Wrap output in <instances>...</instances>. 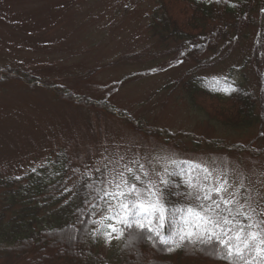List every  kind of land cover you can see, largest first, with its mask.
Listing matches in <instances>:
<instances>
[{
  "label": "rangeland",
  "instance_id": "1",
  "mask_svg": "<svg viewBox=\"0 0 264 264\" xmlns=\"http://www.w3.org/2000/svg\"><path fill=\"white\" fill-rule=\"evenodd\" d=\"M153 8L151 0H0V180L63 154L74 182L99 177L102 194L115 193L123 172L143 191L149 181L160 188L171 161H184L206 169L213 187L227 180L226 198L264 212L259 25L194 55L151 30ZM190 74L239 83L255 99V122L230 128L209 120L204 109L213 101L184 93ZM148 129L175 138L143 134ZM110 196L99 218L114 223L119 204Z\"/></svg>",
  "mask_w": 264,
  "mask_h": 264
},
{
  "label": "trees",
  "instance_id": "2",
  "mask_svg": "<svg viewBox=\"0 0 264 264\" xmlns=\"http://www.w3.org/2000/svg\"><path fill=\"white\" fill-rule=\"evenodd\" d=\"M151 1V30L159 36L190 43L194 55L213 50L219 40H228L233 32L238 34L247 26L258 24L259 51L255 62L264 90V17L258 22L254 18V13H262L264 0ZM194 55L192 58H197ZM1 73L10 75L8 69ZM183 90L192 102L197 96L213 101L208 102L211 112L204 109L211 121L230 128H245L255 122V99L229 78H191L185 81ZM102 106L106 113L117 116L116 110ZM121 120L131 121V117L123 113ZM131 123L135 128L136 123ZM143 134L161 136L153 129ZM163 136L175 138L171 134ZM197 166L182 161L168 167L165 178L169 183L167 187L160 186L167 215L163 222L154 215L151 226L144 221V229L135 227V218H130L132 228L121 223L120 208L110 215L114 223L109 219L100 221L101 208L112 197L102 194L99 177L74 182L63 154H56L23 175L0 180V264H229L214 256L203 243L185 241L183 247H177L178 233L188 227L183 210L201 203L215 208L213 201L220 200L219 196H213L212 201L195 199L200 188L213 187L209 173ZM189 181L195 187H189ZM121 199L113 200L119 204ZM131 200L128 198L129 203ZM220 211L227 214L223 205ZM236 219L241 225L247 223L243 216ZM113 228L117 231L113 232ZM157 231L160 236L155 234ZM105 244L108 248L104 252Z\"/></svg>",
  "mask_w": 264,
  "mask_h": 264
},
{
  "label": "snow or ice",
  "instance_id": "3",
  "mask_svg": "<svg viewBox=\"0 0 264 264\" xmlns=\"http://www.w3.org/2000/svg\"><path fill=\"white\" fill-rule=\"evenodd\" d=\"M171 163L175 165L176 161L173 160ZM141 169H143V165H141ZM205 171L207 170L205 169ZM127 172L133 180H140V176L135 175L131 168H128ZM164 172L165 174L168 173L167 167H165ZM119 175L120 183L116 184V188L121 190L107 194L114 195L118 199L123 198L119 203L122 212L120 222L132 228L133 223L130 222V218H135L137 229L146 227L144 221H147V225L151 226L153 223L151 218L154 215H158L159 220L163 222L167 215V209L162 203L160 188L149 181V185L145 186L142 191L136 187L135 183H130L123 172ZM144 175L148 176V173L145 172ZM168 183L165 175H161L159 184L167 187ZM189 187H195V185L189 181ZM229 187H231L229 182L222 178L217 181L216 186L198 190L196 200L212 201L213 196H219L220 200L218 203L213 201L215 208L206 203H201L198 206H189L183 210L188 218L185 220L188 227L178 233L179 243H177V247H183L185 241L189 244L203 243L209 246L214 256L228 261L229 264H264V212L257 213L251 204L241 203L234 196L231 199L226 198L224 193L228 192ZM201 193H203L202 197ZM129 197H134L130 203L128 202ZM221 205L224 206L226 215L220 211ZM245 207L249 211L245 212L243 210ZM237 216H243L247 223L241 225L236 219ZM190 228L196 229V231L189 230ZM149 230H151L150 227ZM112 231L116 232L117 230L113 228ZM155 234L161 235L159 231ZM162 242L166 243V241ZM245 253L248 255L246 256Z\"/></svg>",
  "mask_w": 264,
  "mask_h": 264
}]
</instances>
